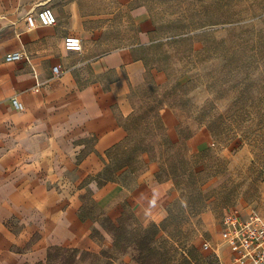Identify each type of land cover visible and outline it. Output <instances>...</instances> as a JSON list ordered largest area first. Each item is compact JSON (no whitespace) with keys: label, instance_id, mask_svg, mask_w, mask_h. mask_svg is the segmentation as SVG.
I'll return each instance as SVG.
<instances>
[{"label":"rangeland","instance_id":"374dc122","mask_svg":"<svg viewBox=\"0 0 264 264\" xmlns=\"http://www.w3.org/2000/svg\"><path fill=\"white\" fill-rule=\"evenodd\" d=\"M86 1L84 56L138 42L135 7L151 23L149 43L129 52L144 59L146 76L120 119L127 137L94 177L164 181L170 201L156 223L140 225L129 210L113 223L85 193L79 214L97 221L93 243L49 246L34 264H218L198 242L220 238L224 213L264 216V0Z\"/></svg>","mask_w":264,"mask_h":264},{"label":"crops","instance_id":"0c3cea01","mask_svg":"<svg viewBox=\"0 0 264 264\" xmlns=\"http://www.w3.org/2000/svg\"><path fill=\"white\" fill-rule=\"evenodd\" d=\"M43 5L52 7L55 24L38 22ZM89 11L86 0H0V264L44 262L49 246L89 247L97 221L79 214L85 193L113 223L125 210L140 225L166 217L164 181L141 179L128 187L94 177L104 154L127 137L120 119L133 113L131 88L146 76L144 59L129 52L149 43L151 23L135 7L138 42L90 57L82 48L64 49L69 34L83 44ZM13 50L23 58L5 61ZM14 97L21 109L12 106ZM205 142L195 141L196 150ZM220 242L212 241L218 264L230 261Z\"/></svg>","mask_w":264,"mask_h":264},{"label":"built area","instance_id":"2783aa9c","mask_svg":"<svg viewBox=\"0 0 264 264\" xmlns=\"http://www.w3.org/2000/svg\"><path fill=\"white\" fill-rule=\"evenodd\" d=\"M41 25H52L57 22L51 6L43 5L36 12ZM63 47L68 51H81L82 40L77 34H69L63 38ZM20 50L7 52L5 61L14 62L23 58ZM52 71L59 75L61 69L54 64ZM14 109H21L22 103L17 97L11 101ZM220 244L229 249V262L221 264H264V216L253 207L245 214L233 209L224 213L220 230ZM202 250L214 251V246L206 239L199 243ZM218 256V255H217Z\"/></svg>","mask_w":264,"mask_h":264},{"label":"trees","instance_id":"16d2710c","mask_svg":"<svg viewBox=\"0 0 264 264\" xmlns=\"http://www.w3.org/2000/svg\"><path fill=\"white\" fill-rule=\"evenodd\" d=\"M116 146H117V145H116ZM98 183H99V184H101V182H100V181H98ZM73 251H75V250H73ZM142 263H143V262H140L139 264H142Z\"/></svg>","mask_w":264,"mask_h":264}]
</instances>
